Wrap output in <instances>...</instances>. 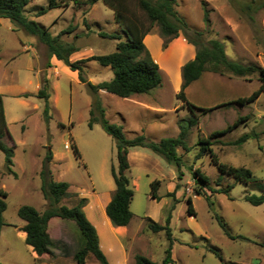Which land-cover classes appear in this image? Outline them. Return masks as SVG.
<instances>
[{"label": "rangeland", "instance_id": "374dc122", "mask_svg": "<svg viewBox=\"0 0 264 264\" xmlns=\"http://www.w3.org/2000/svg\"><path fill=\"white\" fill-rule=\"evenodd\" d=\"M47 3L48 0H29L26 14L47 26L52 34L67 30L61 33V39L79 47L70 54L71 60L115 49L118 39L98 32L118 31L114 11L103 1L76 5L57 0L58 6L35 14L39 6ZM131 6L139 16H145L137 2H132ZM174 6L191 27L187 29L190 34L194 29H202L204 39L215 37L223 41L229 57L264 66V0H177ZM204 9L208 11V22L203 18ZM144 42L159 64L161 84L149 92L129 97L100 89L98 94L105 117L121 124L127 137L135 136L132 130L141 127L139 131L148 140L176 136L184 127L189 149L177 147L182 164L179 170L174 166L176 175L171 180H162V174L171 162L160 153H151L156 158L153 160L131 157L128 175L133 189L132 216L128 238L124 239L131 257L125 264H132L136 253L145 254L158 264L165 256L168 244L165 231L148 229L146 212L160 223H164L168 213L171 214L169 264H264V201L254 204L244 198L247 193H264V90L254 100L243 104L232 102L207 112L193 107L191 111L176 92L182 80L181 66L194 57V45L180 30L178 36L163 46L157 24L145 35ZM82 64L86 78L93 83L113 76L109 65L94 59ZM45 76L49 80L48 121L43 114L44 99L36 96ZM0 83L9 88L18 86V90L10 88L2 94L11 135L4 139L13 146V170L7 169L5 154L0 150V188L7 192L3 197L6 207L2 212L5 223L0 228V264H38L40 261L77 264L74 252L84 244V236L74 220L52 218L48 223L53 240L51 252L38 256L21 236L20 225L24 220L18 215L17 208L31 204L43 212L50 207L41 189L40 170L45 160L53 179L69 182L66 195L55 205L74 204L81 196L95 201L98 192L105 191L114 181L110 168L112 164L117 165L116 140L106 132L100 120L89 126L92 94L87 84L78 79V71L55 54L49 56L46 44L37 35L20 26L17 28L9 18L1 16ZM259 83L256 72L239 76L203 70L184 91L195 106L210 107L248 95ZM24 93L29 95L24 96ZM133 99H144L153 107L145 108L133 103ZM193 113L196 122L188 125ZM239 115L246 118L231 130L214 136L211 146L220 161L250 168L252 176L247 181L221 173L209 153L196 157L199 149L196 142L200 136L225 127ZM244 132L250 136L240 143L231 142ZM73 142L78 155L73 152ZM49 149L51 156L46 159ZM193 167H199L209 176V185L199 194L194 193L198 185L193 178ZM152 179H161L158 194L162 199L150 197ZM172 181H175L174 194L167 195L166 189ZM229 186L226 192L212 190ZM206 193H211L210 200ZM187 196H191L195 215L186 210ZM93 207L91 203L89 208ZM85 264L100 262L89 252Z\"/></svg>", "mask_w": 264, "mask_h": 264}, {"label": "trees", "instance_id": "16d2710c", "mask_svg": "<svg viewBox=\"0 0 264 264\" xmlns=\"http://www.w3.org/2000/svg\"><path fill=\"white\" fill-rule=\"evenodd\" d=\"M74 4H92L97 0H65ZM114 11V20L118 25V31L106 32L98 31L100 35L109 36L118 39L115 49L107 53H93L85 57L71 60L70 54L79 49L73 42L63 41L61 33L67 30L61 29L58 33L52 34L47 26L29 18L26 14V5L29 0H0V16L7 17L18 28L22 27L28 33L35 34L46 44L48 55L55 54L57 58L64 60L71 69L78 71V79L85 82L92 94L89 108L88 124L91 127L94 121L100 120L103 128L116 140V159L117 165H111L110 171L115 183L112 195L106 204L105 211L114 225H122L129 223L132 211L130 209V201L133 195V189L130 185L128 175L129 160L127 157L129 147L134 145L147 146L153 151L160 153L167 161L173 163L179 170L182 164V158L177 151L178 146L185 147V136L187 129L180 128L178 135L165 136L158 140H148L143 133H138L133 137H127L122 129V125L110 122L105 117L104 107L98 94L100 89L117 94L121 97H128L136 93L149 92L162 82V74L158 62L153 58L149 49L145 45L144 36L149 33L154 24L159 27V32L163 36V46L168 41L178 36L182 30L186 39L195 47L194 57L184 62L181 66V85L176 95L184 101L192 110L196 107L203 112L220 106L228 105L232 102L246 103L254 100L264 90V66L256 63H243L233 59L226 54L225 45L221 39L212 37L204 39V30L194 29L190 34L187 29L191 27L186 19L181 16L175 9L177 0H101ZM137 2L138 6L143 10L145 16H139L136 9L131 6L132 2ZM57 0H48L46 5H41L35 11V14L45 13L48 9L58 6ZM250 6V3L247 4ZM204 21H209L208 11L204 9ZM148 19V23L146 22ZM94 59L102 65H109L113 69V76L109 79L101 80L93 83L87 79L83 72V64L87 60ZM50 65V64H49ZM203 70H211L220 74L233 75H249L257 73L259 85L248 95L237 96L226 102H220L210 107H198L191 103L187 98L184 88L196 79ZM49 80L45 76L41 80V85L36 91V96L44 99L43 114L45 120L49 119ZM24 96L29 93H24ZM188 119V125L196 122L195 114ZM245 116H237L231 123L223 128H218L210 132L207 136H200L196 144L199 149L196 157L205 153H209L211 161L217 165L221 173L229 174L236 180L247 181L252 176V170L244 166H236L220 161L216 152L213 150L211 143L212 138L219 134L225 133L237 126ZM182 126V125H181ZM11 136L7 126L3 98L0 92V150L5 154L7 169L12 171L11 164L13 156V146L7 144L5 136ZM250 136V133L244 132L233 143H240ZM72 149L75 155H78V148L75 142L72 143ZM51 156L49 149L46 159ZM44 161V166L40 170L42 178L41 189L44 198L49 202L50 207L43 212L38 211L31 204H22L17 208L18 215L24 220L22 230L25 231L24 240L32 246V249L38 256L50 253L53 240L48 231V223L54 217L69 218L76 222L79 230L84 236V244L74 252V258L77 264H85L86 257L91 252L100 264H110L103 250L99 246V237L94 224L86 216L83 206L87 201L86 196H81L74 204L67 205L58 203L63 196L66 195L69 182L66 180L53 179L50 170ZM194 180L198 187L194 193H202L204 186L209 185V176L199 167L192 168ZM160 179H152L150 181V196L160 199L158 188ZM231 186V185H230ZM229 187L212 189L213 191L226 192ZM211 190V191H212ZM6 190L0 188V228L5 220L2 212L6 207L4 196ZM174 190L169 191L167 195H173ZM211 193H206V197L210 200ZM244 198L251 203L258 204L264 201V193H247ZM186 210L189 214L195 215L193 210L191 196L186 197ZM171 214L168 213L164 223H160L149 216H146L147 228L152 231L164 230L168 239L165 248V256L161 264H169L171 261L172 248V231L170 227ZM132 264H158L148 256L142 253H136Z\"/></svg>", "mask_w": 264, "mask_h": 264}, {"label": "crops", "instance_id": "0c3cea01", "mask_svg": "<svg viewBox=\"0 0 264 264\" xmlns=\"http://www.w3.org/2000/svg\"><path fill=\"white\" fill-rule=\"evenodd\" d=\"M160 50H161V48H160ZM161 51H163V50H161ZM74 57L75 56H73V58ZM52 67H55V69L57 68L55 65H53ZM178 82H180V78H178ZM10 88H15V86L10 87ZM10 88L6 87L2 83H0L1 94H3V91L9 90ZM15 89L18 90V86ZM14 91H16V90H14ZM136 94H140V93H136ZM13 95H18V94L14 93ZM132 102L135 104H140L145 108L153 107L151 105V102H148L144 99H142V100L141 99L140 100H134L133 99ZM139 129L142 130L141 127H139L136 130H132V131H135L134 134L136 135V134L142 132V131H139ZM158 139H156V140H158ZM153 152L154 151L147 146L134 145V146L129 147L127 157H128L129 162H130V159L132 156L134 158H137V159L141 158L140 160H142V159L153 160L152 158H155V157L154 156L152 157V155H150ZM168 164H170V165H169L167 171H165L162 174V180L164 178H168V180L174 179V177L176 175V173L174 171L175 165L173 163H168ZM175 168H176V166H175ZM160 183H161V179H160ZM111 184L112 185H110L105 191L98 192L99 195L95 201L90 200V198H88V196H86L87 201L84 204L83 209H84V212H85L86 216L88 217V219L91 222H93V224L95 225V228L97 230L98 237H99V246L103 250L105 255L109 257L108 260L110 261V264H125V262H127L129 260V258L131 257L130 256L131 254H129L128 247L126 246V244L124 242V239L128 238V233H129L128 224L129 223L122 224V225H114L111 222L109 216L107 215V213L105 211L106 204L110 200L113 189L115 187L114 181ZM174 184H175V181H172V185L166 189V190H168L167 193L169 192V190L172 189ZM150 197L153 199H156L152 196H150ZM160 199H162V196H160ZM91 203H93L94 207L90 209L89 206L91 205ZM146 216H149V212H146L145 217ZM23 224L20 225L21 229H22ZM21 236L25 237V231L24 230H23ZM44 263L48 264V263L43 262V261H40L38 264H44Z\"/></svg>", "mask_w": 264, "mask_h": 264}]
</instances>
